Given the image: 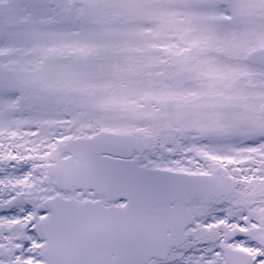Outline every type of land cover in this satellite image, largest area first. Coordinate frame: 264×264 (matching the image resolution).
Wrapping results in <instances>:
<instances>
[{
    "label": "snow or ice",
    "instance_id": "1",
    "mask_svg": "<svg viewBox=\"0 0 264 264\" xmlns=\"http://www.w3.org/2000/svg\"><path fill=\"white\" fill-rule=\"evenodd\" d=\"M0 264H264V0H0Z\"/></svg>",
    "mask_w": 264,
    "mask_h": 264
}]
</instances>
